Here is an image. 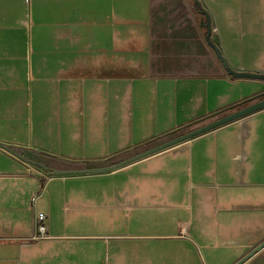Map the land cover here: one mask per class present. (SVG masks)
Segmentation results:
<instances>
[{
	"label": "crops",
	"instance_id": "crops-1",
	"mask_svg": "<svg viewBox=\"0 0 264 264\" xmlns=\"http://www.w3.org/2000/svg\"><path fill=\"white\" fill-rule=\"evenodd\" d=\"M208 19L229 69L264 75V0H0V145L26 161L0 148V264H236L264 241V110L109 173L37 166L115 165L255 103Z\"/></svg>",
	"mask_w": 264,
	"mask_h": 264
},
{
	"label": "water",
	"instance_id": "water-1",
	"mask_svg": "<svg viewBox=\"0 0 264 264\" xmlns=\"http://www.w3.org/2000/svg\"><path fill=\"white\" fill-rule=\"evenodd\" d=\"M205 27L207 29V36L206 39L209 43V45L214 49V51L217 54V57L221 60V62L224 65L225 70L227 73L232 76L235 79H258V80H263L264 81V75H259V74H252V73H238L235 71H232L229 69L227 66V62L222 58L221 53L219 50L214 46V44L211 42V25H210V20L208 19L207 22L205 23ZM255 103L240 109L238 111H235L233 113H230L228 115H225L217 120H214L210 123H207L201 127H198L196 129H193L183 135H180L178 137H175L173 139H170L160 145H157L155 147H152L146 151H143L142 153H139L129 159H126L120 163H117L115 165L111 166H105V167H96V168H86V169H73V170H55L48 168L47 166L43 164H37L40 168H42L49 176H65V175H83V174H103V173H109L112 171H115L123 166H126L132 162L141 160L143 158L152 156L154 154H157L161 151H164L166 149H169L171 147H174L176 145H179L181 143L187 142L197 136H200L202 134H205L207 132H210L212 130H215L223 125H226L230 122H233L235 120L244 118L248 115H251L253 113H256L258 111L264 110V93L250 101H255ZM0 148H2L5 152L9 153L10 155L14 156L18 160L22 162H26L25 159L16 151L13 149L0 145ZM264 249V241L255 247L252 251H250L247 255H245L242 259H240L236 264H245L249 260H251L253 257H255L259 252H261Z\"/></svg>",
	"mask_w": 264,
	"mask_h": 264
},
{
	"label": "rangeland",
	"instance_id": "rangeland-1",
	"mask_svg": "<svg viewBox=\"0 0 264 264\" xmlns=\"http://www.w3.org/2000/svg\"><path fill=\"white\" fill-rule=\"evenodd\" d=\"M172 138H174V136H172V137H167L165 140H163V141H159L158 143H154V144H152V145H149V146H147L145 149H143L142 151H145V150H148V149H150V148H152V147H154V146H156V145H160V144H162V143H164V141H168V140H170V139H172ZM142 151H139V152H137V153H141ZM136 155V153H133V155ZM132 155V154H131ZM129 156V155H128ZM221 251V250H220ZM220 251H215V250H213V251H206L205 250V253L204 254H202V256L204 257V258H206L207 259V261H208V263L209 264H212V262H211V259L214 257L215 258V256L217 255L218 256V254L220 253ZM225 255H224V253L223 252H221L220 253V256H219V258H221V257H224ZM200 261V260H199ZM199 264H202V262H200Z\"/></svg>",
	"mask_w": 264,
	"mask_h": 264
},
{
	"label": "built area",
	"instance_id": "built-area-1",
	"mask_svg": "<svg viewBox=\"0 0 264 264\" xmlns=\"http://www.w3.org/2000/svg\"><path fill=\"white\" fill-rule=\"evenodd\" d=\"M46 220H47V217H45L44 215H41L39 217V237L40 238L48 237L47 227L45 226Z\"/></svg>",
	"mask_w": 264,
	"mask_h": 264
},
{
	"label": "trees",
	"instance_id": "trees-1",
	"mask_svg": "<svg viewBox=\"0 0 264 264\" xmlns=\"http://www.w3.org/2000/svg\"><path fill=\"white\" fill-rule=\"evenodd\" d=\"M197 6H198V4H197ZM199 7V6H198ZM241 105H243V104H241ZM241 105H239V106H241Z\"/></svg>",
	"mask_w": 264,
	"mask_h": 264
}]
</instances>
